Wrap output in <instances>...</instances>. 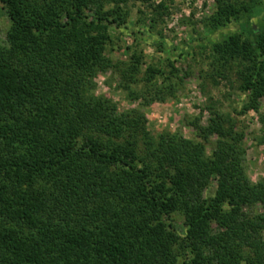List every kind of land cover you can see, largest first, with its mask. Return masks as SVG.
<instances>
[{
  "label": "trees",
  "instance_id": "obj_1",
  "mask_svg": "<svg viewBox=\"0 0 264 264\" xmlns=\"http://www.w3.org/2000/svg\"><path fill=\"white\" fill-rule=\"evenodd\" d=\"M129 1L0 0L10 20L0 38V264H264V180L248 176L244 130L215 111L206 125L194 122L199 140L154 135L143 109L176 96L190 76L177 63L197 49L201 77L216 83L235 71L240 114L260 112L264 3L256 11L216 0L201 21L207 34L176 47L152 30L163 2L134 0L153 7L146 26L131 22ZM111 27L162 60L143 68V51L132 47L127 60L110 57ZM107 72L144 103L121 112L92 93ZM260 122L264 130V112Z\"/></svg>",
  "mask_w": 264,
  "mask_h": 264
},
{
  "label": "rangeland",
  "instance_id": "obj_2",
  "mask_svg": "<svg viewBox=\"0 0 264 264\" xmlns=\"http://www.w3.org/2000/svg\"><path fill=\"white\" fill-rule=\"evenodd\" d=\"M248 2L252 6L264 0H237ZM163 2L166 9L161 10V18L154 32H161L176 47H181L189 36L196 32L207 34L203 29L201 21L214 9L216 0H153L156 5ZM257 6L256 11L261 9ZM130 11L131 22L138 20H149L154 16L153 7L147 4L130 0L126 4ZM244 16L240 22L247 21ZM143 24V23H142ZM10 27V20L0 4V38L5 42ZM231 27L223 29L222 33L227 35L232 32ZM234 30V29H233ZM110 32L114 42L108 48V55L114 59L127 60L128 55L125 47H132L143 51L145 68L149 63L159 64L162 56L155 47L142 44L130 35L118 37L120 30L111 27ZM217 38L218 35L212 36ZM141 44V45H140ZM195 58L191 55L184 57L177 66L183 72L189 71L190 76L184 79V84L177 89L175 97H168L166 100L154 101L151 105L143 106L149 121V130L152 134L158 135L165 131L182 133L185 137L199 140L196 134L194 122L206 125L211 114L215 111L228 115L233 119L240 129L245 132L244 147L246 149L245 166L252 183L256 184L264 180V130L260 122V114L264 112V99L261 101L260 112L250 110L240 114L244 95L239 89V80L235 71L227 73L226 77H216V83L210 78L201 77V70L207 66L202 62L203 56L199 50H195ZM92 93L113 100L119 111H127L139 107L144 103V98L131 100L129 91L121 86V79L117 73H99L93 80ZM132 89L141 92L142 84L132 86ZM208 154L211 153V144L207 145ZM217 188L216 181H212L206 192L207 196H213ZM249 210V209H248ZM252 210V209H250ZM256 214L262 213V207L257 205L253 208ZM174 222L180 232L184 231V218L181 215H174Z\"/></svg>",
  "mask_w": 264,
  "mask_h": 264
}]
</instances>
